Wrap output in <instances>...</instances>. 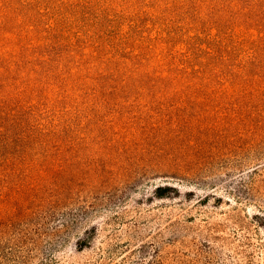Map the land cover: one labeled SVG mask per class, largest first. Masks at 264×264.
Returning a JSON list of instances; mask_svg holds the SVG:
<instances>
[{
	"label": "rangeland",
	"instance_id": "1",
	"mask_svg": "<svg viewBox=\"0 0 264 264\" xmlns=\"http://www.w3.org/2000/svg\"><path fill=\"white\" fill-rule=\"evenodd\" d=\"M19 1L40 23L0 29L17 59L128 33L222 39L247 66L223 85H97L78 46L48 73L0 68V264H264L262 28L219 0Z\"/></svg>",
	"mask_w": 264,
	"mask_h": 264
},
{
	"label": "trees",
	"instance_id": "2",
	"mask_svg": "<svg viewBox=\"0 0 264 264\" xmlns=\"http://www.w3.org/2000/svg\"><path fill=\"white\" fill-rule=\"evenodd\" d=\"M26 2L0 0V29L5 30L13 23L16 24L14 30L19 31V34L39 28L40 22L33 17L32 8ZM219 3L222 8L235 10L238 16L243 15L245 17L244 24L248 23L251 25L250 27L262 28L260 32L264 37V0H219ZM47 29L51 30L52 27L49 25ZM164 39L165 37L161 35H155L152 41H146L145 38H132L130 34L123 33L117 42H109V46L98 41L90 48L91 41L89 39L83 42L77 37V39H73V42L70 41L72 42L71 50L63 51L64 49H62L56 55L54 52L58 47L55 45L59 41L49 39L46 42L23 45L22 59L13 57L12 53H17L11 51L9 54L10 51L5 50L3 48L5 45L0 43V68H14V71L17 72V70H24L27 66L33 65L43 67L48 73L50 67L55 66L53 64L55 62L57 68L60 66L62 68L64 66L62 63L63 54L75 52L74 48L78 46L79 49H82V59H75L76 68L87 65L89 72L95 69L98 73L95 76L96 79H99L98 76L104 75L102 83L97 85H102L107 81L122 85H134L133 77H136L135 84L144 81L150 87L167 86L174 80L185 82V84L218 83L223 85L230 82L233 78L231 76L236 75L237 71H241L247 66V63L243 61L240 64L235 61L236 65H233L231 55L237 48L219 45L222 39L201 42L190 38V41H186L185 50L172 47L169 51H167L168 40ZM203 44L204 47H202ZM253 50L254 47L253 49L251 47L249 52H253ZM8 58L12 60L10 63L5 62ZM139 77L143 81L138 80ZM230 115L235 116L233 113ZM29 175L32 174L29 173ZM163 189L165 187L160 185L156 187L157 197L168 196L167 193L162 192ZM82 242L78 246L79 249L83 248Z\"/></svg>",
	"mask_w": 264,
	"mask_h": 264
}]
</instances>
